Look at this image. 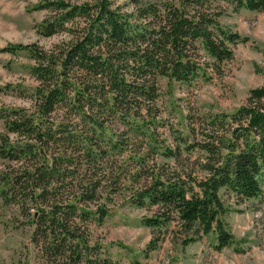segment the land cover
Wrapping results in <instances>:
<instances>
[{"label":"trees","instance_id":"obj_1","mask_svg":"<svg viewBox=\"0 0 264 264\" xmlns=\"http://www.w3.org/2000/svg\"><path fill=\"white\" fill-rule=\"evenodd\" d=\"M223 4L264 11V0L37 4L38 36L58 41L2 49L26 51L36 82L21 93L29 107L0 110L2 204L36 251L17 264H120L92 227L122 205L146 212V256L172 236L233 246L220 191L264 206V86L232 113L188 107L186 132L161 101L163 80L191 90L223 78L249 42L221 24Z\"/></svg>","mask_w":264,"mask_h":264},{"label":"rangeland","instance_id":"obj_2","mask_svg":"<svg viewBox=\"0 0 264 264\" xmlns=\"http://www.w3.org/2000/svg\"><path fill=\"white\" fill-rule=\"evenodd\" d=\"M41 1L0 0V110L29 107L30 102L21 93L29 95L36 87L30 73L34 63L27 52L12 54L2 49L33 43L49 47L57 40L37 34L36 25L47 15L34 9ZM223 5L221 24L249 39L234 48V58L225 65L224 77L191 90L161 82V101L171 113L166 117L184 132L188 107L232 113L245 102L250 90L264 86V11H237ZM3 132L4 123L0 122V133ZM2 165L0 159V169ZM220 196L228 211L224 221L234 235L233 246L220 252L214 249L215 234H209L189 245L168 237L157 251L146 256L152 237L151 230L142 224L146 212L130 205L111 208L104 224L92 227V239L99 241L106 255L120 264H264V206L258 201H239L224 190ZM14 216L15 211L3 206L0 195V264H17L24 255L33 259L36 254L30 230L14 227Z\"/></svg>","mask_w":264,"mask_h":264}]
</instances>
